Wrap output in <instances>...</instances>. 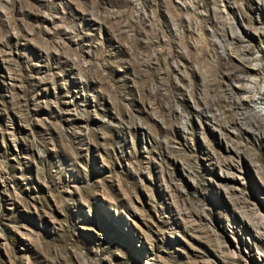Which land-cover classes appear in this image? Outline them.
I'll return each mask as SVG.
<instances>
[{"label": "rangeland", "instance_id": "rangeland-1", "mask_svg": "<svg viewBox=\"0 0 264 264\" xmlns=\"http://www.w3.org/2000/svg\"><path fill=\"white\" fill-rule=\"evenodd\" d=\"M0 264H264V0H0Z\"/></svg>", "mask_w": 264, "mask_h": 264}, {"label": "bare ground", "instance_id": "bare-ground-1", "mask_svg": "<svg viewBox=\"0 0 264 264\" xmlns=\"http://www.w3.org/2000/svg\"><path fill=\"white\" fill-rule=\"evenodd\" d=\"M248 59V58H247ZM259 111L261 112V109H259ZM262 113V112H261Z\"/></svg>", "mask_w": 264, "mask_h": 264}]
</instances>
